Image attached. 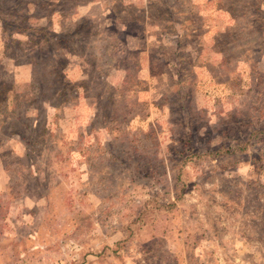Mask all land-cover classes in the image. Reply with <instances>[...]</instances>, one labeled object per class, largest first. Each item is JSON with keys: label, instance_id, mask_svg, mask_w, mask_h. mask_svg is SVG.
Here are the masks:
<instances>
[{"label": "rangeland", "instance_id": "obj_1", "mask_svg": "<svg viewBox=\"0 0 264 264\" xmlns=\"http://www.w3.org/2000/svg\"><path fill=\"white\" fill-rule=\"evenodd\" d=\"M0 264H264V0H0Z\"/></svg>", "mask_w": 264, "mask_h": 264}, {"label": "trees", "instance_id": "obj_2", "mask_svg": "<svg viewBox=\"0 0 264 264\" xmlns=\"http://www.w3.org/2000/svg\"><path fill=\"white\" fill-rule=\"evenodd\" d=\"M41 29H43L42 27H40ZM38 30V29H37ZM46 31L45 35H46V39H49L50 35L52 34V32L48 31V30H44ZM43 32V31H42Z\"/></svg>", "mask_w": 264, "mask_h": 264}]
</instances>
